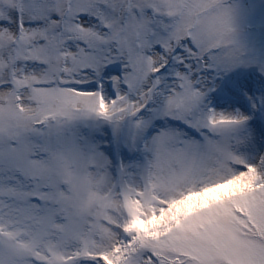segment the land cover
Returning <instances> with one entry per match:
<instances>
[{
  "label": "snow or ice",
  "instance_id": "1",
  "mask_svg": "<svg viewBox=\"0 0 264 264\" xmlns=\"http://www.w3.org/2000/svg\"><path fill=\"white\" fill-rule=\"evenodd\" d=\"M0 264H264V0H0Z\"/></svg>",
  "mask_w": 264,
  "mask_h": 264
}]
</instances>
